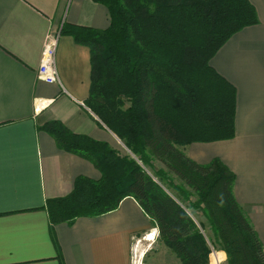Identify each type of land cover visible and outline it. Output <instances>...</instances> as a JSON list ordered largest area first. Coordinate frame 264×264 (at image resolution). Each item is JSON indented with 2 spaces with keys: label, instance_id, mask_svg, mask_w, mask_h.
<instances>
[{
  "label": "trees",
  "instance_id": "trees-1",
  "mask_svg": "<svg viewBox=\"0 0 264 264\" xmlns=\"http://www.w3.org/2000/svg\"><path fill=\"white\" fill-rule=\"evenodd\" d=\"M92 1L106 7L108 28L64 24L61 34L89 49L85 105L128 155L58 121L44 124L60 150L100 173L77 177L69 195L48 200L49 221L101 216L131 197L181 264H209L211 247L225 253V264H264L263 245L233 193L234 173L183 150L234 137L236 90L211 59L258 23L255 8L249 0Z\"/></svg>",
  "mask_w": 264,
  "mask_h": 264
},
{
  "label": "crops",
  "instance_id": "crops-1",
  "mask_svg": "<svg viewBox=\"0 0 264 264\" xmlns=\"http://www.w3.org/2000/svg\"><path fill=\"white\" fill-rule=\"evenodd\" d=\"M249 2L258 23L235 33L211 59L236 90L235 135L183 150L199 164L219 159L234 173L235 199L264 249V0ZM64 24L104 30L109 13L92 0H0V264H132L134 244L150 243L152 233L158 237L133 198L70 225L49 221L48 200L69 195L77 177L96 180L100 173L60 150L44 124L58 121L121 151L117 137L85 105L90 52L61 34ZM49 32H59L56 69L64 90L37 75ZM219 257L225 264V253Z\"/></svg>",
  "mask_w": 264,
  "mask_h": 264
},
{
  "label": "built area",
  "instance_id": "built-area-1",
  "mask_svg": "<svg viewBox=\"0 0 264 264\" xmlns=\"http://www.w3.org/2000/svg\"><path fill=\"white\" fill-rule=\"evenodd\" d=\"M58 40L59 32H49L46 36L37 75L43 82L50 85H58L64 90L56 69V49ZM208 262L209 264H223L219 257V251L213 247L210 248Z\"/></svg>",
  "mask_w": 264,
  "mask_h": 264
},
{
  "label": "rangeland",
  "instance_id": "rangeland-1",
  "mask_svg": "<svg viewBox=\"0 0 264 264\" xmlns=\"http://www.w3.org/2000/svg\"><path fill=\"white\" fill-rule=\"evenodd\" d=\"M117 144L118 148L121 149V151L125 152V155H128L127 149L120 140H117ZM121 151L119 153L123 154V152ZM155 165L156 168L161 167V165L158 163H155ZM152 234L153 236L155 235L154 233ZM143 238L144 236L142 237V239ZM148 249L150 250L146 254ZM132 264H180V262L177 261L171 251L166 250V247L162 245L159 240H157V238H153L150 243L141 240V242L134 244Z\"/></svg>",
  "mask_w": 264,
  "mask_h": 264
},
{
  "label": "bare ground",
  "instance_id": "bare-ground-1",
  "mask_svg": "<svg viewBox=\"0 0 264 264\" xmlns=\"http://www.w3.org/2000/svg\"><path fill=\"white\" fill-rule=\"evenodd\" d=\"M144 238H146V237H144ZM147 238L149 239L150 238V235H147ZM153 238H154V236H152L150 239L153 240Z\"/></svg>",
  "mask_w": 264,
  "mask_h": 264
}]
</instances>
